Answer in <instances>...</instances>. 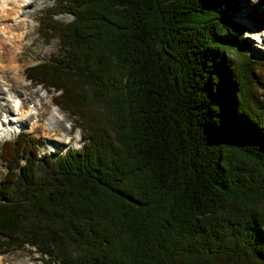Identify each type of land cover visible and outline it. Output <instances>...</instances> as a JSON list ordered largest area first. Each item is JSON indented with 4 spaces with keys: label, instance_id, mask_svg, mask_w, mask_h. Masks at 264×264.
Wrapping results in <instances>:
<instances>
[{
    "label": "trees",
    "instance_id": "obj_1",
    "mask_svg": "<svg viewBox=\"0 0 264 264\" xmlns=\"http://www.w3.org/2000/svg\"><path fill=\"white\" fill-rule=\"evenodd\" d=\"M238 1L44 8L38 31L59 50L23 71L80 145L40 156L22 136L1 157L0 251L29 248L44 264H264V59L233 18Z\"/></svg>",
    "mask_w": 264,
    "mask_h": 264
},
{
    "label": "rangeland",
    "instance_id": "obj_2",
    "mask_svg": "<svg viewBox=\"0 0 264 264\" xmlns=\"http://www.w3.org/2000/svg\"><path fill=\"white\" fill-rule=\"evenodd\" d=\"M51 1L52 0H34L31 7L23 9V15L21 14V16L25 17L26 22L24 21L25 32L22 36L20 47L18 48L16 47V44H14V48L13 45L11 46L8 43L3 44L2 47V49H4L2 53H7L18 48V51L15 52V54L17 55L16 58L20 67L19 69H15L14 65H10L5 57H1L3 60L0 61V112L5 110L10 112V109H15L11 102L1 100L5 97V93H8V91L19 97L25 96L23 98L24 106L27 105L25 104L27 101H32L34 99H36L35 102H41L42 105L38 111L35 109L32 116L25 121V124H21L20 127L24 132L19 135L20 137L18 136V139L15 140V142L13 140L16 136L0 140V178L5 171L4 161L1 158L3 155L1 153L6 152L8 156H10L11 153L14 154V149L19 146V143L17 142L22 136L33 141L35 146L37 145L39 154H53V152L59 153L65 148V146H67L61 142V135L60 137L56 135L61 132V129L65 131V140L67 139V136H69L70 142L68 146L75 147L80 145L81 131L76 127H72V120L67 112L58 108L61 119L58 118L57 121L53 119L54 116H51L52 112L50 111V108L56 107L51 103V93L43 90L40 84L29 81L25 77L23 78V68L25 66L34 65V63L42 60L47 61L49 56L59 50L57 36L53 34L47 39H44L42 34L38 31L36 20V17L44 10V8L49 6ZM253 6L256 8L254 11L264 10V0H239L237 11L233 12V18L242 22V24H245L249 29V31L244 34V41L248 46V50L251 51L255 57H262L264 59V16H259L258 18L250 16V13L253 11L251 10V8L253 9ZM26 13H29L30 17L25 16ZM55 17L63 21L69 19L70 15L64 14ZM4 18L0 19L3 20ZM8 64L11 66L10 68H6V65ZM11 73L12 76L9 78ZM18 92L20 94H18ZM33 116H40V118L37 119L41 121L42 125H37L35 128H31V131L27 128L26 124L31 121ZM50 128H54V130L50 131ZM48 134L51 135L50 138H48ZM55 137H58L59 140ZM53 149L56 150L51 151ZM0 264H43V262L38 258L36 252H32L29 248H20L0 251Z\"/></svg>",
    "mask_w": 264,
    "mask_h": 264
},
{
    "label": "bare ground",
    "instance_id": "obj_3",
    "mask_svg": "<svg viewBox=\"0 0 264 264\" xmlns=\"http://www.w3.org/2000/svg\"><path fill=\"white\" fill-rule=\"evenodd\" d=\"M34 0H0V18H4L3 20L0 19V22H3L4 24V28L0 29V48L2 49L3 44H10L11 46L13 45V47H20L21 43H22V36L25 32L24 30V21L26 20L25 17L21 16L23 9H25L26 7H31V5L33 4ZM23 15V14H22ZM25 16L30 17L29 13H26ZM10 17V18H7ZM26 17V18H28ZM26 22V21H25ZM264 28V27H263ZM23 31V32H22ZM18 48L15 50H11L7 53H3L2 58H6L7 62L10 65H14L15 69H19V64L17 62V55L15 54V52L18 51ZM0 52H3L4 49L1 50ZM7 54V55H6ZM0 57V61L3 60ZM6 65V68H10L11 66ZM5 65V64H3ZM17 71V70H16ZM22 71V70H21ZM17 73V72H15ZM20 74V73H19ZM12 76V73L9 75V78ZM23 76V75H22ZM1 77V75H0ZM24 78V76H23ZM2 79V78H1ZM18 94H20L18 92ZM22 95V94H21ZM25 96L19 97L14 95V93H11L8 91V93H5V97L1 100H6L7 102H11L13 107L15 108L10 109L11 111L9 112L8 110L5 111H1L0 112V126L1 127H7L9 128V126H11L13 124V126L18 127L20 126L22 123L25 124V121L32 116L33 112L35 111V109L38 111L39 108L41 107L42 103L41 102H33V106L29 107V103H31V101H27L26 106H24V102H23V98ZM36 100V99H34ZM54 105V104H53ZM56 106V105H55ZM51 116L53 117L54 120H58L61 119V115L60 112L58 111L57 107L54 108H50ZM6 115L8 117H6ZM26 117V119H25ZM37 118H40V116H33L31 123L28 125V129L32 131L31 128H35V126H39L42 125L41 121L38 120ZM25 119V120H24ZM53 122V121H52ZM51 123V122H50ZM55 123V122H53ZM54 126V125H53ZM58 128V127H55ZM51 129V128H50ZM54 130V128H52L50 131ZM63 135H65V131H63ZM62 133L59 132L56 135L58 137H60ZM51 135L48 134V138H50ZM58 137H55L57 140H59Z\"/></svg>",
    "mask_w": 264,
    "mask_h": 264
},
{
    "label": "water",
    "instance_id": "obj_4",
    "mask_svg": "<svg viewBox=\"0 0 264 264\" xmlns=\"http://www.w3.org/2000/svg\"><path fill=\"white\" fill-rule=\"evenodd\" d=\"M3 154H5L7 156V153L6 152H3Z\"/></svg>",
    "mask_w": 264,
    "mask_h": 264
}]
</instances>
